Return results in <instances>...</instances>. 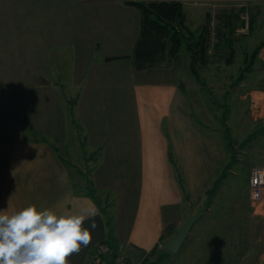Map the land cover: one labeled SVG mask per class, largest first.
Returning <instances> with one entry per match:
<instances>
[{
    "label": "crops",
    "instance_id": "obj_1",
    "mask_svg": "<svg viewBox=\"0 0 264 264\" xmlns=\"http://www.w3.org/2000/svg\"><path fill=\"white\" fill-rule=\"evenodd\" d=\"M127 2L0 0V29L14 31L3 44L0 77L47 78L44 87L31 82L26 91L25 132H17L13 86L0 105V210L11 214L30 204L57 212L97 209L84 225L91 243L69 264H85L101 242L137 260L150 255L174 214L184 221L190 205L205 198L228 157L215 116L206 115L210 86L191 72L184 46L157 66L135 68L140 13ZM186 10L182 5L186 26L200 27H190L195 11ZM17 30L21 37L13 36ZM4 84L0 92L7 93ZM43 88L54 96L52 107ZM56 134L67 156L78 148L87 157L120 158L117 165L137 174L135 207L123 231H111L94 196L80 189V171L67 167L51 141Z\"/></svg>",
    "mask_w": 264,
    "mask_h": 264
},
{
    "label": "rangeland",
    "instance_id": "obj_2",
    "mask_svg": "<svg viewBox=\"0 0 264 264\" xmlns=\"http://www.w3.org/2000/svg\"><path fill=\"white\" fill-rule=\"evenodd\" d=\"M169 1L180 2L185 11L187 7L195 11L191 13L192 18H189L192 29H195L197 24L208 26L206 35L209 45L208 57L211 61L207 67L197 66V70L200 81L204 79L205 85L210 86L206 95V115L215 116L213 126L220 132L228 157L216 172L212 188L204 196L210 195L206 209L192 225L180 249L171 253L163 248L161 242L150 255L141 258L144 259L142 262L147 260L155 262L154 264H264V201L255 204L249 199L251 169L264 162V46L253 60L250 56L260 42L264 41V0ZM247 22L248 28L239 31ZM200 27L195 29L196 34L200 32ZM13 32L0 29V55L6 54L3 44ZM13 36L22 35L17 30ZM162 64H168L167 60ZM247 65L250 68L245 70ZM46 80V77H0V86L5 81L7 92L4 93L5 89L1 88L0 105L5 104L2 103L4 96H12L8 94L11 86L17 92V132H25L29 127L27 122L30 120V113L27 102L30 94L26 91L31 82L34 85L41 83L40 86L44 87L42 84ZM59 80L62 81V78ZM41 91L46 95V89ZM46 96L52 107L53 94ZM51 109L49 111L55 113ZM55 136L51 141L65 156L67 167H76L80 171L79 176L84 185V188L80 189L94 196L111 231L115 232L117 228L123 231L127 227V218L135 207L138 192L137 174L127 169L124 171V167L117 165L120 158L87 157L81 154L77 151V146L80 147L77 140L73 144L77 149L71 156H67L68 151L61 143L62 136ZM201 201L202 198H199L196 204H191L190 212L194 211ZM190 212L184 217H188ZM178 217L177 212L167 222L168 228L163 240L171 237L181 227L183 220Z\"/></svg>",
    "mask_w": 264,
    "mask_h": 264
},
{
    "label": "clouds",
    "instance_id": "obj_3",
    "mask_svg": "<svg viewBox=\"0 0 264 264\" xmlns=\"http://www.w3.org/2000/svg\"><path fill=\"white\" fill-rule=\"evenodd\" d=\"M96 214L94 207L57 212L35 204L11 214L0 210V264H69V257L91 243L84 225Z\"/></svg>",
    "mask_w": 264,
    "mask_h": 264
},
{
    "label": "trees",
    "instance_id": "obj_4",
    "mask_svg": "<svg viewBox=\"0 0 264 264\" xmlns=\"http://www.w3.org/2000/svg\"><path fill=\"white\" fill-rule=\"evenodd\" d=\"M127 3L140 13V34L134 48L135 68L142 70L157 66L165 57L177 55L184 46L190 54V70L199 78L197 66H204L208 62V26H201L197 34L188 28L178 1L135 0ZM263 46L264 41L250 54L252 60ZM248 65L245 70L250 68Z\"/></svg>",
    "mask_w": 264,
    "mask_h": 264
},
{
    "label": "built area",
    "instance_id": "obj_5",
    "mask_svg": "<svg viewBox=\"0 0 264 264\" xmlns=\"http://www.w3.org/2000/svg\"><path fill=\"white\" fill-rule=\"evenodd\" d=\"M247 28L248 22L239 31ZM249 199L255 204H261L264 201V162L251 169ZM143 260H135L125 254H116L108 243L101 242L92 250L85 264H153L147 260L142 262Z\"/></svg>",
    "mask_w": 264,
    "mask_h": 264
},
{
    "label": "water",
    "instance_id": "obj_6",
    "mask_svg": "<svg viewBox=\"0 0 264 264\" xmlns=\"http://www.w3.org/2000/svg\"><path fill=\"white\" fill-rule=\"evenodd\" d=\"M210 200V195H207L194 211L190 212L187 218L183 221L181 227L169 238L162 242L165 250L176 253L184 240L186 239L192 225L200 218L202 212L206 209V205Z\"/></svg>",
    "mask_w": 264,
    "mask_h": 264
}]
</instances>
